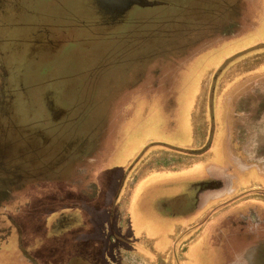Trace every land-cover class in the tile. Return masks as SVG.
<instances>
[{
	"label": "crops",
	"instance_id": "crops-1",
	"mask_svg": "<svg viewBox=\"0 0 264 264\" xmlns=\"http://www.w3.org/2000/svg\"><path fill=\"white\" fill-rule=\"evenodd\" d=\"M154 1L165 4L139 7L122 30L124 38L139 30L138 40L77 53L83 179L0 207L9 214L0 217V264L166 263L174 252H206L209 240L216 252L237 249L226 221L258 223L249 210L261 208L252 193L264 177L231 144L238 129L264 130V110L249 105L264 92V0H250V12L227 0L243 30L212 46L189 42L186 0ZM119 155L125 163L106 197L103 170Z\"/></svg>",
	"mask_w": 264,
	"mask_h": 264
},
{
	"label": "flooded vegetation",
	"instance_id": "flooded-vegetation-1",
	"mask_svg": "<svg viewBox=\"0 0 264 264\" xmlns=\"http://www.w3.org/2000/svg\"><path fill=\"white\" fill-rule=\"evenodd\" d=\"M41 1L45 3L46 8L43 9L45 5L36 0H0V207L2 208L17 203L22 206L32 199L34 190L43 188L54 190L58 185L73 187L83 179L84 170L78 164L85 155L83 148L89 146H81L83 140L81 141L79 137L82 132L76 130L79 128L76 121L80 117V114L76 115V110L80 111V109L75 98L76 93L78 95L81 91L74 88L73 97L70 85H55L51 78L52 73L56 72V68L53 67L59 61L61 65L71 61L74 64L77 53L84 49L76 47L78 51L66 55L65 59L61 57L70 50L69 46H76L75 44L78 45L80 41L77 42V38L72 40L68 34L72 27L63 26L64 30L60 28V25H63L57 20L58 17H62L60 13L62 5L58 2L60 0ZM186 2L189 12L187 21L192 29L190 43L193 41L196 44L212 46L224 40L234 39L236 35L242 33L240 30H243V27L239 29V25L230 18L232 12L226 3L227 0H186ZM243 2L247 4L244 12L247 9L250 12L251 1L243 0ZM51 4L57 7L56 9H60L59 16L52 13L50 17L46 13ZM40 10L45 12L39 13ZM104 13L98 15L102 23L107 22L105 26H109L108 20H114V17L106 10ZM66 19L63 18L64 21ZM31 25L34 27L32 28ZM115 28L109 26L104 36L108 38L111 34H115ZM117 33L120 35L117 39L122 38L123 33ZM92 50L93 47L90 46L86 51ZM43 57L45 60H42ZM24 65L26 68L23 70ZM71 72L75 73V70ZM92 76L95 78L92 74L91 79ZM40 78L43 79V83L39 81ZM28 88L32 91H28ZM254 96L249 100V105L253 104L258 110H264V92H258ZM51 100L57 102L58 106L47 107V102ZM263 133L262 129H246L244 133L243 130L238 129L231 144L234 154L252 163L260 177H264V157L258 152L257 141L261 140ZM89 180L90 178H85L86 184ZM83 191L91 194L89 184ZM250 195L251 192L246 193L242 199L249 201L250 198L246 197ZM252 195L261 208L254 209L258 215L254 211H248L255 219L251 221L264 226L263 186L256 188ZM0 214V217H9L8 213L1 212V208ZM235 223L246 224L245 220H238ZM248 227L252 229V224L247 223L246 228ZM8 228L10 230V226ZM223 228H227L226 224ZM15 229L20 234L19 227L15 226ZM255 234L262 240L255 248L258 252H264V229L256 230ZM216 243L213 240L205 241L206 252L217 249ZM236 251L237 249L227 246V252L231 253L230 264H233L237 258L234 256ZM188 253L185 252L188 259L185 264H190L193 260ZM217 253L223 254L225 258V252ZM157 259L152 258L156 264H158ZM224 264H227L226 261Z\"/></svg>",
	"mask_w": 264,
	"mask_h": 264
},
{
	"label": "rangeland",
	"instance_id": "rangeland-1",
	"mask_svg": "<svg viewBox=\"0 0 264 264\" xmlns=\"http://www.w3.org/2000/svg\"><path fill=\"white\" fill-rule=\"evenodd\" d=\"M38 3L45 5V3H42L41 0H36ZM154 1V0H152ZM168 2H173V3H177L178 5L182 6L183 4L181 2H179L178 0H165ZM59 3H61L62 7L60 10V13L62 15L61 18H57L59 23H62L63 25H60L62 28L63 26H69L72 27L70 28L71 31H69V35L72 37V40L75 39L79 42V44H75L76 46H69L70 50H68L66 53L62 54V58L65 59L64 57L66 55H69L70 53H72L73 51H76L78 47V49L82 48L84 50H87L90 46H95V45H99L100 42H108V41H115L116 39L120 36L119 33H122V30H124L125 26L129 23H131L135 18L137 19V21L139 20V7L134 8L132 11H130V13L126 14L123 17H118L117 19H114L113 21H111L112 19L108 20L110 23V27H116L115 28V34H111L108 38H106L105 32L107 30V28H109V26H105V24L107 25V22L102 23V19L100 18V16L98 15L99 13L102 14L100 12V10H102V12L104 13V9L99 5V0L98 2L96 0H60L58 1ZM37 3V6L40 7ZM46 8V5L43 6V9ZM57 7H54V5L51 4V7L49 10L46 11V13L50 16V14H56V16H59V10L56 9ZM148 10H152V9H148ZM41 12H45V10H40L39 13ZM97 15V16H96ZM104 15H106L104 13ZM52 17V16H50ZM48 17V19L50 18ZM65 17V21L63 20V18ZM55 18V17H54ZM70 19V20H69ZM48 23V22H47ZM126 23V24H125ZM45 24V23H44ZM49 24V23H48ZM52 24V23H50ZM125 24V25H123ZM79 25V27H77ZM32 28L34 27L33 25H31ZM66 27V28H67ZM262 31H264V21L262 24ZM62 30H64L62 28ZM132 33H130L129 36H127V38H124L122 35V38L118 39V40H138L139 38V30L137 29H131ZM103 34V35H102ZM114 35V37H113ZM77 38V39H76ZM82 41V42H81ZM83 41H87L83 42ZM102 44V43H100ZM78 51V50H77ZM80 56V53H79ZM42 60H45L44 57ZM72 62V61H71ZM67 63L64 65L60 64V61L56 64L55 67H53L54 69L56 68V72L52 73V78L51 81L54 82L55 85H70L72 88V96H73V91H74V80H75V73L71 72L73 70H75V66L73 63ZM60 64V65H59ZM72 64V65H71ZM93 65V64H92ZM21 66V64H20ZM97 66V65H95ZM26 68V66H23V70ZM52 68V69H53ZM41 83H43V79L40 78L39 80ZM43 86H40V88H42ZM53 86L51 85V88ZM28 91H32V89L28 88ZM53 93V92H52ZM74 97V96H73ZM72 99V98H71ZM69 103V102H68ZM24 104H26L24 102ZM73 104V101H72ZM47 107L49 106H53L56 107L58 106L57 102H53L51 100V102H47ZM74 105V104H73ZM58 108V107H57ZM58 110H56L57 112ZM134 136L136 138L139 139L140 133H135ZM130 137H133V135L131 134ZM258 152L259 154H261L260 156L264 157V145H258ZM113 152V151H112ZM111 152V153H112ZM114 159V157H113ZM109 160L108 162L110 163L109 165L106 164L105 169L103 170V176H102V183L103 186L102 188H104V194L107 197V195L110 193V190L113 187V184H116L117 179L119 178L118 174H119V168H123L125 161L123 162V157L121 155L117 156L114 159ZM264 159V158H263ZM113 162V165H112ZM123 177V176H122ZM260 183L263 184V188H264V180H260ZM108 193V194H107ZM57 198L58 195L56 193H51L49 198ZM260 198H262L260 196ZM48 200H46L47 202ZM51 201V200H50ZM151 214H146L147 218L150 217ZM231 215H233V213H231ZM153 216V215H151ZM241 221V220H240ZM237 222V220L234 219H230L226 221V226L227 228L225 230L229 231V236L233 241H235L238 244L237 247V251L234 252L237 258L235 259V262L233 264H261L262 262H264V252H255L256 250V246L262 241L260 239H258L256 237L255 231L256 230H263L264 226L263 225H258V224H253L252 225V229H250L251 227L246 228V224L243 223H235ZM232 224V225H231ZM224 231V230H223ZM232 233V234H231ZM216 236V235H214ZM226 236V238H227ZM180 248H181V244H180ZM178 251H180L178 249ZM143 255H146L144 252H142ZM231 253L229 252H225V258L223 257V254L220 255L219 253L215 252V250L211 251V252H192L191 253V258L193 260H191L190 264H224V262L226 261L227 264L229 263V258ZM146 257H151L150 255H146ZM212 258V259H211ZM162 259V260H161ZM151 261V263H155L152 259H149ZM179 260V262H178ZM187 256L185 254V252H174L173 255V260L170 261H166L163 262V258H158L156 260V262L158 264H185L187 261ZM149 261V262H150ZM143 262H146V260H144ZM141 262V264L143 263ZM146 264H149L148 261ZM263 264V263H262Z\"/></svg>",
	"mask_w": 264,
	"mask_h": 264
},
{
	"label": "water",
	"instance_id": "water-1",
	"mask_svg": "<svg viewBox=\"0 0 264 264\" xmlns=\"http://www.w3.org/2000/svg\"><path fill=\"white\" fill-rule=\"evenodd\" d=\"M115 1H118V0H115ZM121 1H124V0H121ZM124 2H126L125 3L126 7H124V10H121V13H122V14H120L121 16H125L126 14L130 13V11H132L136 7L151 8V7H155V6L165 4L162 1H151V0H125ZM102 7H104V6H102ZM118 17H120V16H117L116 19Z\"/></svg>",
	"mask_w": 264,
	"mask_h": 264
},
{
	"label": "bare ground",
	"instance_id": "bare-ground-1",
	"mask_svg": "<svg viewBox=\"0 0 264 264\" xmlns=\"http://www.w3.org/2000/svg\"><path fill=\"white\" fill-rule=\"evenodd\" d=\"M125 1V0H124ZM118 0H99V5L102 7L104 10H106L108 13H112L113 17L120 16L121 10H124V7H126V2Z\"/></svg>",
	"mask_w": 264,
	"mask_h": 264
}]
</instances>
